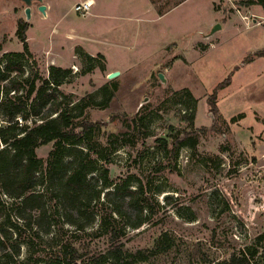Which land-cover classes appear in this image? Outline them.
Here are the masks:
<instances>
[{
    "label": "rangeland",
    "instance_id": "374dc122",
    "mask_svg": "<svg viewBox=\"0 0 264 264\" xmlns=\"http://www.w3.org/2000/svg\"><path fill=\"white\" fill-rule=\"evenodd\" d=\"M82 1L43 0L46 15L35 2L28 20L22 0H0V66L6 54L23 51L17 30L26 19L32 55L25 56V76L31 82L35 74L49 78L52 65L71 70L48 92L57 93L63 106H83L76 111L79 120L103 123L84 146L93 158L108 154L92 174L113 183L101 201L117 185L122 193L141 190L139 200L152 206L143 211L140 227H125L124 249L138 254L137 264H209L252 245L264 234L263 8L245 0H93L82 14L75 10ZM216 25L221 27L214 31ZM111 72L118 75L109 78ZM228 77L214 110L210 96ZM89 95L101 103L86 106ZM123 113L142 118L140 132L112 119ZM191 130L199 132L197 147L174 149L176 136ZM111 135L118 136L114 152ZM53 146L38 148L39 157L46 160ZM48 208V218H37L38 232L22 233L40 256L54 262L51 252L69 238L87 258L110 247L97 223L74 232ZM139 217L131 212L126 218ZM53 220L58 225L46 234ZM12 231L10 248L22 260L28 246ZM164 233L168 241L159 244ZM258 247L252 264H264V240Z\"/></svg>",
    "mask_w": 264,
    "mask_h": 264
},
{
    "label": "trees",
    "instance_id": "16d2710c",
    "mask_svg": "<svg viewBox=\"0 0 264 264\" xmlns=\"http://www.w3.org/2000/svg\"><path fill=\"white\" fill-rule=\"evenodd\" d=\"M241 3L260 5L264 10V0H245ZM27 29V23L19 22L17 36L23 43V51L6 54L3 61L5 66H0V264H137L140 260L138 254L125 250L120 239L126 226L138 228L146 221L142 216L143 211L152 210V206L146 199L139 200L141 190L128 188L126 193H122L117 185L108 190L106 199L101 201L104 187L113 183L103 173L97 178L92 174L100 170L99 160H108V154L98 152L99 157L93 158L84 146L89 135L101 129L103 123L86 118L79 120L76 111L83 109V106L71 103L63 106V100H59L57 93L48 92L53 85L57 90L64 83L71 74L70 69L52 65L49 78L43 79L35 74L32 82L25 76V56L32 55L27 42ZM37 81L42 83L38 86ZM229 83L230 77L219 84L210 96L214 110L217 109L218 89ZM186 95L189 99L193 98L189 90H186ZM31 99L35 104L27 109L26 104ZM86 100V106L101 103L93 100L92 95ZM37 101L39 108H36ZM31 116L34 119L30 122ZM116 118H120L127 128L140 132L142 118L137 114L132 117L126 113L113 114L112 119ZM117 141L118 136H110L111 152L117 149ZM161 141L167 147V140L161 138ZM198 141L197 130L184 131L176 136L174 149L179 150L181 146L196 148ZM51 142L54 146L44 160L39 157L37 149ZM102 179V184H99ZM50 202H53L52 206H49ZM48 207L53 208L57 220L62 219L59 222L74 227V232L86 231L97 223L99 229L108 234V250L87 258L74 239L69 238L51 252L54 262L40 256L42 254L32 248L31 242L22 233L27 230L38 232L37 218H48ZM131 212L141 217L133 222L126 218ZM13 213L17 216L15 221L12 219ZM57 220H53L54 224L48 223L46 234L51 233L52 225H58ZM120 221L125 225L120 226ZM12 229L19 235L18 243L28 246V255L22 260H17L10 248ZM168 238V233H164L159 244H164ZM263 240L264 234H260L252 245L232 252L225 260L209 264H252L259 253L258 245ZM17 244L15 251L20 254L22 244Z\"/></svg>",
    "mask_w": 264,
    "mask_h": 264
},
{
    "label": "water",
    "instance_id": "95a60500",
    "mask_svg": "<svg viewBox=\"0 0 264 264\" xmlns=\"http://www.w3.org/2000/svg\"><path fill=\"white\" fill-rule=\"evenodd\" d=\"M26 2V4L28 5V7L26 8V15H27V19L29 20L31 18V8H30V5L32 3L33 0H24ZM37 1H40L42 2L43 0H37ZM47 6L45 4H42L40 6V10L46 15L47 11ZM221 26L220 25H216L214 27V31L218 28H220ZM118 75V72H111L109 74V78H113V77H116ZM162 77V76H161Z\"/></svg>",
    "mask_w": 264,
    "mask_h": 264
},
{
    "label": "built area",
    "instance_id": "2783aa9c",
    "mask_svg": "<svg viewBox=\"0 0 264 264\" xmlns=\"http://www.w3.org/2000/svg\"><path fill=\"white\" fill-rule=\"evenodd\" d=\"M93 4L92 0H84L75 6V10L82 14L88 13Z\"/></svg>",
    "mask_w": 264,
    "mask_h": 264
},
{
    "label": "flooded vegetation",
    "instance_id": "af4514ba",
    "mask_svg": "<svg viewBox=\"0 0 264 264\" xmlns=\"http://www.w3.org/2000/svg\"><path fill=\"white\" fill-rule=\"evenodd\" d=\"M22 1L26 4V2H25L24 0H22ZM35 2L38 3V4H37V8H38V10H40V6L42 5V3H41L40 1L33 0L32 3H31V5H30V8H31V16H32V10H33L32 5H33ZM27 7H28V5L26 4V8H27ZM26 8H25V10H24L25 15H26ZM46 11H47V9H46ZM26 18H27V15H26ZM24 23H27V20H26V19H25V22H24Z\"/></svg>",
    "mask_w": 264,
    "mask_h": 264
},
{
    "label": "bare ground",
    "instance_id": "6f19581e",
    "mask_svg": "<svg viewBox=\"0 0 264 264\" xmlns=\"http://www.w3.org/2000/svg\"><path fill=\"white\" fill-rule=\"evenodd\" d=\"M93 1V0H92Z\"/></svg>",
    "mask_w": 264,
    "mask_h": 264
}]
</instances>
